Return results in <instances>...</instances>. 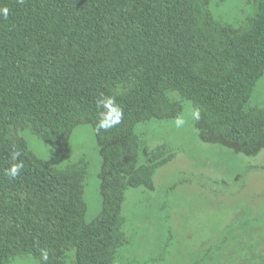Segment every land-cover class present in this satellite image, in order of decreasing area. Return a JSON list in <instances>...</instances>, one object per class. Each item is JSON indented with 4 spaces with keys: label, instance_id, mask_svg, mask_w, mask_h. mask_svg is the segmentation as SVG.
Returning a JSON list of instances; mask_svg holds the SVG:
<instances>
[{
    "label": "trees",
    "instance_id": "trees-1",
    "mask_svg": "<svg viewBox=\"0 0 264 264\" xmlns=\"http://www.w3.org/2000/svg\"><path fill=\"white\" fill-rule=\"evenodd\" d=\"M213 1L0 0L9 9L7 18L0 13V264L25 256L127 264L118 256L127 243L126 191H153L155 172L176 156L162 144L141 163L139 124L178 119L189 104L203 143L246 157L264 151V110L251 103L264 75V0L238 27L214 18ZM101 95L114 96L124 117L97 134ZM82 126L92 129L100 159V211L90 222L88 158L56 167L23 137L35 134L65 155ZM13 150L24 165L15 179L5 174L19 162ZM235 226L232 239L244 237ZM220 243L206 251L216 255L211 264L246 257L241 246Z\"/></svg>",
    "mask_w": 264,
    "mask_h": 264
},
{
    "label": "rangeland",
    "instance_id": "rangeland-1",
    "mask_svg": "<svg viewBox=\"0 0 264 264\" xmlns=\"http://www.w3.org/2000/svg\"><path fill=\"white\" fill-rule=\"evenodd\" d=\"M254 1L214 0L210 10L215 19L238 27L253 15ZM251 103L264 110V75ZM193 120V110L186 104L178 119L152 120L136 127L144 138L141 163L147 153L162 144L176 156L155 172L153 191H126L122 214L127 243L118 256L127 264H211L216 255L206 251H214L221 241L225 246H241L246 257L243 262L234 256L237 263L264 264V151L246 157L203 143ZM23 137L37 157L56 167L83 155L88 158L85 221L96 218L101 204L97 179L100 159L92 129L77 128L65 155L57 154L35 134L25 132ZM241 222L243 227L237 228ZM233 226L235 236H245L232 239ZM225 258L220 264H225ZM11 264L38 262L25 256Z\"/></svg>",
    "mask_w": 264,
    "mask_h": 264
},
{
    "label": "clouds",
    "instance_id": "clouds-1",
    "mask_svg": "<svg viewBox=\"0 0 264 264\" xmlns=\"http://www.w3.org/2000/svg\"><path fill=\"white\" fill-rule=\"evenodd\" d=\"M19 3H24V0H18ZM0 13L3 14L4 18H7L9 9L4 7L0 9ZM97 109L98 111V119L94 126V130L99 134L101 131L107 132L108 130L116 127L121 124L124 111L123 108L117 103V100L114 96H105L101 95V97L97 100ZM196 118H199V112L196 113ZM21 153L19 151L13 150L11 154L12 161H19ZM23 162L19 161L13 163L9 169L6 170L5 174L12 179H15L20 170L23 168ZM42 258L44 261L48 260L47 251H42Z\"/></svg>",
    "mask_w": 264,
    "mask_h": 264
}]
</instances>
